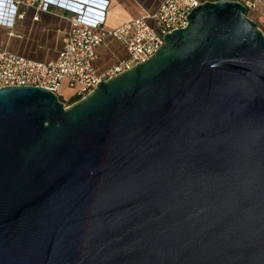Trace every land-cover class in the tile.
<instances>
[{
  "label": "water",
  "instance_id": "obj_1",
  "mask_svg": "<svg viewBox=\"0 0 264 264\" xmlns=\"http://www.w3.org/2000/svg\"><path fill=\"white\" fill-rule=\"evenodd\" d=\"M187 22L69 107L0 88V264H264V32Z\"/></svg>",
  "mask_w": 264,
  "mask_h": 264
},
{
  "label": "built area",
  "instance_id": "obj_2",
  "mask_svg": "<svg viewBox=\"0 0 264 264\" xmlns=\"http://www.w3.org/2000/svg\"><path fill=\"white\" fill-rule=\"evenodd\" d=\"M208 0H163L155 11L130 19L117 27H105L104 18L89 21L87 5L68 4L71 0H0V26L13 27L22 17L23 7L36 6L38 12H48L51 5H60L75 12L71 29L55 60L34 61L0 48V88L34 86L58 94L64 83L74 90L79 100L91 94L98 83L108 81L149 60L164 44L168 33L185 28L187 16ZM76 2V1H75ZM248 16L258 25L264 23V0H243ZM39 20V16L35 17ZM108 38L116 40L126 50L127 58L99 73L95 68L97 47Z\"/></svg>",
  "mask_w": 264,
  "mask_h": 264
},
{
  "label": "crops",
  "instance_id": "obj_3",
  "mask_svg": "<svg viewBox=\"0 0 264 264\" xmlns=\"http://www.w3.org/2000/svg\"><path fill=\"white\" fill-rule=\"evenodd\" d=\"M162 1L71 0L68 4L73 7H79L77 2L86 4V17L89 21L104 18L105 27L114 28L130 19L155 11ZM21 12L22 17L17 19L13 27L0 26V48L34 61L55 60L71 29L70 19L75 12L60 5H51L48 12H38L36 6L23 7ZM36 16H39V20L35 19ZM97 54L95 68L99 73L128 56L123 46L112 38L97 47ZM58 95L69 102L78 98L67 83L63 84Z\"/></svg>",
  "mask_w": 264,
  "mask_h": 264
},
{
  "label": "rangeland",
  "instance_id": "obj_4",
  "mask_svg": "<svg viewBox=\"0 0 264 264\" xmlns=\"http://www.w3.org/2000/svg\"><path fill=\"white\" fill-rule=\"evenodd\" d=\"M261 21L264 22V19L262 18ZM259 27H260V28L262 29V31L264 32V23L261 24V22H260ZM62 102H63L67 107H69V106L72 105V104H70L69 101L64 100V99H62Z\"/></svg>",
  "mask_w": 264,
  "mask_h": 264
},
{
  "label": "trees",
  "instance_id": "obj_5",
  "mask_svg": "<svg viewBox=\"0 0 264 264\" xmlns=\"http://www.w3.org/2000/svg\"><path fill=\"white\" fill-rule=\"evenodd\" d=\"M60 100L62 101V99L60 98ZM79 100V98H76V99H73L71 102H70V104H74L76 101H78Z\"/></svg>",
  "mask_w": 264,
  "mask_h": 264
}]
</instances>
